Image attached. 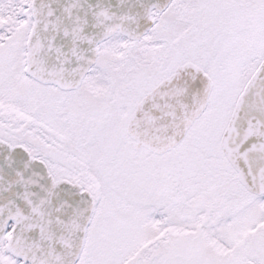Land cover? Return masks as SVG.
<instances>
[{"label": "snow or ice", "instance_id": "snow-or-ice-1", "mask_svg": "<svg viewBox=\"0 0 264 264\" xmlns=\"http://www.w3.org/2000/svg\"><path fill=\"white\" fill-rule=\"evenodd\" d=\"M0 264H264V0H0Z\"/></svg>", "mask_w": 264, "mask_h": 264}]
</instances>
